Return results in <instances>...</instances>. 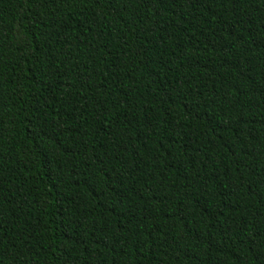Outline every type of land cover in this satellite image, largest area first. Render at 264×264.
<instances>
[{"label": "trees", "instance_id": "obj_1", "mask_svg": "<svg viewBox=\"0 0 264 264\" xmlns=\"http://www.w3.org/2000/svg\"><path fill=\"white\" fill-rule=\"evenodd\" d=\"M0 264H264V0H0Z\"/></svg>", "mask_w": 264, "mask_h": 264}]
</instances>
